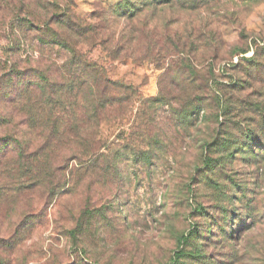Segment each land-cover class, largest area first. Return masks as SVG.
Here are the masks:
<instances>
[{
    "label": "rangeland",
    "instance_id": "rangeland-1",
    "mask_svg": "<svg viewBox=\"0 0 264 264\" xmlns=\"http://www.w3.org/2000/svg\"><path fill=\"white\" fill-rule=\"evenodd\" d=\"M72 53L122 104L94 118L81 91L50 131L15 83L36 101ZM183 247L264 264V0H0V264H167Z\"/></svg>",
    "mask_w": 264,
    "mask_h": 264
},
{
    "label": "trees",
    "instance_id": "trees-1",
    "mask_svg": "<svg viewBox=\"0 0 264 264\" xmlns=\"http://www.w3.org/2000/svg\"><path fill=\"white\" fill-rule=\"evenodd\" d=\"M162 2L170 3L171 0H162ZM252 60L253 58H251V61ZM66 63L69 64L68 69L72 67L73 70L67 72V74L65 75L67 77L62 76V78L64 79L62 84H57L56 81H54L57 78L55 77V75H52V77H47L46 75L47 78L51 77V79H49L50 83L48 85H35L32 90L35 91V93L40 94L41 96L38 97L36 101H31L28 97H26L32 94L30 93L31 91H29L31 86L23 88L21 87L23 86L21 81L15 83L16 89L14 90L17 91L16 98L18 100V105L22 108L23 102L27 116L29 115L34 117L35 120H38V122L41 123L43 127H49L50 131L54 130L57 132V130L60 128V126L57 124V121L61 119L59 118L60 115L66 111L64 104L69 106V104L71 103V99H74L73 102L79 101V94L81 93V91L82 94L87 93V97H84L85 103L88 105L86 109V115L94 118L101 111L106 113L109 112L108 110H112L113 103H115L116 105L122 104V96L116 91H113L111 89L112 91L110 93H106V91L104 93L103 91L99 92L100 86H102V84L104 85L103 87L111 86L114 84L108 81V84L105 85L103 82V77H101V74H99L94 69V66L90 64L89 61H86L85 59H82L81 56L78 57L75 53H72V59H69L68 61H66ZM193 72L194 71L190 70L189 75L194 76L195 74ZM53 81L55 84H53ZM24 93L25 98H23ZM51 94L53 95L52 97ZM218 99L220 101L219 108L221 109L223 108L222 97L220 96ZM54 100H56L57 103L54 102ZM109 103L110 105H108ZM78 138L82 140V143L86 144L84 146L87 153L85 156L89 158L88 160H91L97 150L96 139H94L91 143L89 140L83 139L80 136ZM248 139L249 141L255 140L254 136H249ZM9 147L15 149L18 147V144ZM27 170L29 172V175H27V173L23 175L27 181H39L45 180L47 178L46 167L38 169L29 168ZM184 239L182 241V244L187 243L186 239ZM193 251L195 255L188 254L183 247L174 254V256L167 264H207L204 261L205 258L197 254L199 252V249L195 248Z\"/></svg>",
    "mask_w": 264,
    "mask_h": 264
}]
</instances>
